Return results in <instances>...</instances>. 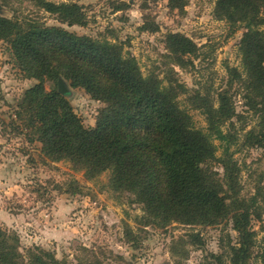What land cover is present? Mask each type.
Instances as JSON below:
<instances>
[{"label":"trees","instance_id":"1","mask_svg":"<svg viewBox=\"0 0 264 264\" xmlns=\"http://www.w3.org/2000/svg\"><path fill=\"white\" fill-rule=\"evenodd\" d=\"M167 1L171 9H181L185 0ZM36 3L61 24L86 25L77 4ZM215 12L246 32L238 48L242 72L229 68L230 85L214 97L190 93L171 74L168 84L155 75L144 76L135 58L107 40L0 16V40L9 44L23 76L38 81L24 92L10 124L17 134L37 142L46 159L67 162L89 180L108 173L105 187L128 194L141 206L144 225L230 223L237 243L229 246V263L246 264L256 246L251 222L259 218L258 203L255 196H240V170L230 152L235 137L224 127L238 118L229 93L238 81L245 106L257 116L264 135V0H218ZM143 29L155 32L157 27ZM165 43L173 65L181 69L198 52L178 33L167 34ZM60 79L104 104L93 127L83 126L57 89L44 87L46 81L57 84ZM181 97H188L204 116L205 130L195 126ZM73 183L70 193L79 194L82 188ZM198 240L197 234L192 236V244ZM19 249V238L0 226V264H61L39 248L25 254ZM257 258L264 264V237Z\"/></svg>","mask_w":264,"mask_h":264},{"label":"rangeland","instance_id":"2","mask_svg":"<svg viewBox=\"0 0 264 264\" xmlns=\"http://www.w3.org/2000/svg\"><path fill=\"white\" fill-rule=\"evenodd\" d=\"M44 1L77 4L86 25L61 24L36 0H0V16L34 20L117 44L135 58L144 76L155 75L168 84L171 74L192 94L214 97L230 85L229 68L242 72L238 48L246 30L216 15L218 0H185L181 9H171L167 0ZM153 24L155 32L143 29ZM169 33L184 35L197 46L189 66L173 65L165 43ZM64 82L74 113L83 126L93 127L104 104ZM36 84L37 80L23 76L9 44L0 40V226L19 238L21 254L39 248L61 264H230L229 246L237 243L230 223L144 225L141 206L132 203L128 194L105 187L108 173L89 180L67 162L44 158L37 142L17 134L10 124L13 112L24 92ZM239 84L233 81L229 89L238 118L224 130L235 137L230 152L240 170V196L257 199L259 218L251 222L256 246L246 264H259L257 254L264 237V135L257 116L245 106ZM44 87L49 91L57 89V84L46 81ZM180 100L195 126L205 130L201 112L188 97ZM215 167L221 174V168ZM75 181L82 188L79 194L70 193ZM196 234L199 240L192 244Z\"/></svg>","mask_w":264,"mask_h":264},{"label":"water","instance_id":"3","mask_svg":"<svg viewBox=\"0 0 264 264\" xmlns=\"http://www.w3.org/2000/svg\"><path fill=\"white\" fill-rule=\"evenodd\" d=\"M57 92L62 96H66L68 94V87L62 79L57 82Z\"/></svg>","mask_w":264,"mask_h":264}]
</instances>
